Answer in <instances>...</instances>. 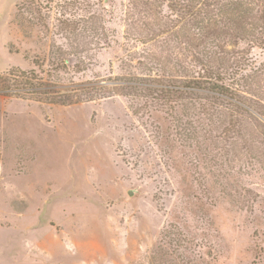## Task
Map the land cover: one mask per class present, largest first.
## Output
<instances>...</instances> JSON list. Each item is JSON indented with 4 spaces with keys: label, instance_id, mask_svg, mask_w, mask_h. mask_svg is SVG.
Instances as JSON below:
<instances>
[{
    "label": "rangeland",
    "instance_id": "obj_1",
    "mask_svg": "<svg viewBox=\"0 0 264 264\" xmlns=\"http://www.w3.org/2000/svg\"><path fill=\"white\" fill-rule=\"evenodd\" d=\"M47 1L0 0V74L34 70L56 84L0 93V264H264V136L212 142L210 116L189 98L172 110L118 89L200 72L190 46L241 15L226 0H86L100 33L63 34V0L25 10ZM183 2L209 4L208 29L165 30ZM244 2L255 15L264 0ZM207 40L243 60V115L264 122V43ZM59 97L74 103H51Z\"/></svg>",
    "mask_w": 264,
    "mask_h": 264
},
{
    "label": "trees",
    "instance_id": "obj_2",
    "mask_svg": "<svg viewBox=\"0 0 264 264\" xmlns=\"http://www.w3.org/2000/svg\"><path fill=\"white\" fill-rule=\"evenodd\" d=\"M227 5L230 6L232 14L241 15L240 21L238 18L232 16L228 17L227 24L229 28L226 30L213 29L212 33L209 32L208 25L212 24V17L209 16L208 5H204L203 8L198 5L191 4L190 2H183L182 4H171V8L176 6L179 8L177 14L179 17L177 22L173 25H169L167 32L170 30L186 29L187 26L192 24H204L208 31L200 43L196 41L190 46L191 58L199 61L200 72H195L192 67H185V73L176 77L165 74H156L155 78H150L151 85L146 84L148 80L141 79L139 77L131 79H122V86L119 85V90L125 88L130 93H142L143 90L149 91L152 98L156 99L157 104L172 106V110L179 108V106L185 105L182 103L184 99H190V102L194 108L201 109L202 114L207 115L212 121L213 127L209 130L210 140L213 142L216 138H222V136L229 139L230 144L238 145V142H242L243 146H249V143L254 137L259 135L264 136V122L259 121L257 118L253 125L250 124V119H246L243 115V110L247 111L246 101L251 102L250 98L244 96L245 86H248V77L244 72L243 65L245 64L242 59L232 61L228 58L230 53L225 51V47L219 43L214 42L213 45H209L207 39L224 40L229 37L236 39L235 42L250 41L252 44L264 43V2L260 3L257 14H253L252 9H248L244 4V0H226ZM249 1V0H248ZM64 4H59V8L62 5L65 7L62 12L61 18H58L59 24H61V31L69 32L70 34L92 33L99 34L95 27L96 23H100L101 19L99 13L88 9L93 7L91 3H85L86 0H63ZM53 0L47 1L45 6H38L36 2H31L32 6H28L25 10L30 14L41 13L44 9L52 10L51 4ZM96 5V4H94ZM212 5V3H211ZM262 7V8H260ZM206 8V9H204ZM81 11H86L88 17L85 18L81 15ZM180 12V13H179ZM179 13V14H178ZM252 13L251 17H247ZM260 13V14H259ZM248 18V19H247ZM83 21L91 23V27H83ZM209 21V23H207ZM259 22H262L259 24ZM215 24V23H214ZM226 24V25H227ZM216 25V24H215ZM105 34V27H101ZM206 29V30H207ZM186 31V30H183ZM208 36V37H207ZM206 37V38H205ZM220 44V45H219ZM238 44V43H236ZM210 46V47H209ZM223 46V48H222ZM199 47H203V50ZM217 48V50H215ZM202 50V57L199 58L193 52ZM56 61V63L54 62ZM53 68L50 69V73H56L57 78L59 74V68L65 67L67 60L64 57L57 56L50 59ZM238 66V69L235 67ZM242 66V67H241ZM127 81V82H126ZM133 81V82H131ZM95 85V81L89 82V84ZM127 83V84H126ZM97 84V83H96ZM104 85V84H101ZM125 85V87H124ZM56 84L43 82V79L39 77L38 73L34 70L31 71H19L11 70L6 74H0V93H14L17 96H23L24 94L31 95L33 93L38 94V90L43 88L50 89L55 87ZM153 86V87H152ZM107 89V87H105ZM112 90V89H111ZM248 92V91H247ZM250 93V92H249ZM23 94V95H22ZM132 94V93H131ZM173 102L175 105H172ZM51 103L72 104L73 99L63 100L61 97L51 100ZM260 104V103H259ZM258 104V105H259ZM198 105V106H197ZM174 106V107H173ZM198 110V111H199ZM234 113L236 115H234ZM198 115V114H197ZM188 116V114H186ZM254 136V137H253ZM206 139V138H205Z\"/></svg>",
    "mask_w": 264,
    "mask_h": 264
}]
</instances>
